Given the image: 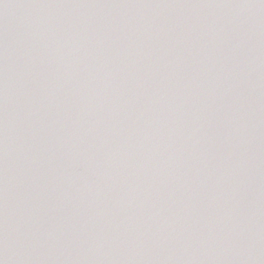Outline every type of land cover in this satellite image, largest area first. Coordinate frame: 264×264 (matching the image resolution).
<instances>
[{"label": "water", "instance_id": "water-1", "mask_svg": "<svg viewBox=\"0 0 264 264\" xmlns=\"http://www.w3.org/2000/svg\"><path fill=\"white\" fill-rule=\"evenodd\" d=\"M0 264H264V0H0Z\"/></svg>", "mask_w": 264, "mask_h": 264}]
</instances>
